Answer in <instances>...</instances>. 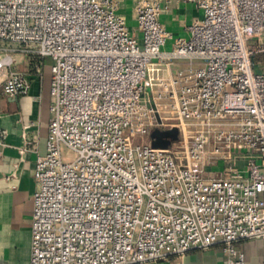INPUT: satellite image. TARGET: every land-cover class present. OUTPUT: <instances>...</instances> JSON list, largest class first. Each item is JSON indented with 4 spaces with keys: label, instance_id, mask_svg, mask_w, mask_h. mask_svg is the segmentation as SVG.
<instances>
[{
    "label": "built area",
    "instance_id": "obj_1",
    "mask_svg": "<svg viewBox=\"0 0 264 264\" xmlns=\"http://www.w3.org/2000/svg\"><path fill=\"white\" fill-rule=\"evenodd\" d=\"M123 1L0 0V43L17 45L0 48L2 94L31 88L15 55L41 78L51 61L30 264H146L214 246L222 264H248L239 244L264 240V0H185L202 17L171 50L160 16L173 0H133L138 35ZM174 128L168 149L152 147L154 130Z\"/></svg>",
    "mask_w": 264,
    "mask_h": 264
},
{
    "label": "crops",
    "instance_id": "obj_2",
    "mask_svg": "<svg viewBox=\"0 0 264 264\" xmlns=\"http://www.w3.org/2000/svg\"><path fill=\"white\" fill-rule=\"evenodd\" d=\"M120 15L130 30L138 35L133 0H124ZM202 17V11L185 0H173L170 11L160 16L171 38L165 50L187 38V27ZM15 70L25 72L31 88L27 95L9 97L0 87V130L7 131L6 147L0 159V264H30L32 248L33 197L38 189L35 178L37 155L46 153L51 120L50 60L43 62L44 75L36 71L35 59L15 55ZM30 126L28 129L25 127ZM27 142L30 144L28 145ZM28 150L22 157L20 149ZM13 174L15 178H10ZM248 264H261L264 240H250L239 244ZM224 254L220 246L208 250H192L183 259L171 256L146 264H222Z\"/></svg>",
    "mask_w": 264,
    "mask_h": 264
},
{
    "label": "water",
    "instance_id": "obj_3",
    "mask_svg": "<svg viewBox=\"0 0 264 264\" xmlns=\"http://www.w3.org/2000/svg\"><path fill=\"white\" fill-rule=\"evenodd\" d=\"M152 147L156 149H168L173 142L179 139V130L177 128L160 131L154 130L151 133Z\"/></svg>",
    "mask_w": 264,
    "mask_h": 264
},
{
    "label": "rangeland",
    "instance_id": "obj_4",
    "mask_svg": "<svg viewBox=\"0 0 264 264\" xmlns=\"http://www.w3.org/2000/svg\"><path fill=\"white\" fill-rule=\"evenodd\" d=\"M16 47L17 45H12V44H3L0 43V48H6V47ZM259 59H262V56L259 57ZM259 71H261L260 69H258ZM62 155L65 161H72L76 158V153L73 152L71 149H69L66 146H62ZM209 171H213V172H222L224 170V164L220 163L219 166H216L214 168H209Z\"/></svg>",
    "mask_w": 264,
    "mask_h": 264
}]
</instances>
